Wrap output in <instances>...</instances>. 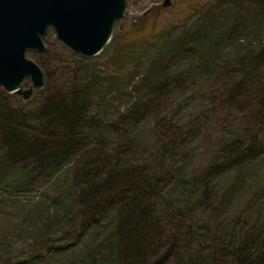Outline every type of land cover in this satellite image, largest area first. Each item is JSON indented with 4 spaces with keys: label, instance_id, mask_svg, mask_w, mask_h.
<instances>
[{
    "label": "trees",
    "instance_id": "trees-1",
    "mask_svg": "<svg viewBox=\"0 0 264 264\" xmlns=\"http://www.w3.org/2000/svg\"><path fill=\"white\" fill-rule=\"evenodd\" d=\"M254 3L264 9V0ZM257 20L264 22L262 12ZM211 29L216 30L214 25ZM259 29L255 28L258 36H264ZM217 37L223 44L224 35ZM245 37L248 35L238 37L237 44L245 43ZM200 39L194 38L196 45L193 41L177 42L165 61L158 60L145 77L136 72L137 67L122 66L126 57L114 69L84 70L81 74L78 69L64 71L73 77L67 76L62 86L53 87L41 106H32L30 111L0 107V164L4 171L22 169L26 188L65 168L77 173L76 184L69 189L73 198L62 201L64 207L59 203L51 209V220L58 221V215L63 214L66 231L77 240L98 241L97 249L87 253L81 264H264V218L257 217L251 224L249 211L226 217L230 201L218 200L214 192V183L224 173L260 159L264 149L261 134L253 135L249 145L238 140L228 143L194 181L189 180V144L198 135V124L181 131L170 123L171 139L166 146L158 139L142 156L131 152L135 138L130 137L128 127L140 125L159 106L150 97L136 99L135 95L141 97L143 90L154 93L155 86L169 77L175 80L172 84L183 88L189 74L172 71L196 59L192 56ZM261 42L256 58L263 62ZM115 43L113 36L104 51ZM245 50H238L241 64ZM211 62L210 57L206 65ZM191 63L195 65L193 60ZM246 64L240 69L245 70ZM246 81L233 93L230 100L234 103ZM161 91L157 88L155 93ZM179 188L184 190L182 195L177 194Z\"/></svg>",
    "mask_w": 264,
    "mask_h": 264
},
{
    "label": "rangeland",
    "instance_id": "rangeland-1",
    "mask_svg": "<svg viewBox=\"0 0 264 264\" xmlns=\"http://www.w3.org/2000/svg\"><path fill=\"white\" fill-rule=\"evenodd\" d=\"M164 2L127 0L125 16L115 26L114 47L96 57L72 51L50 29L44 38L46 49L28 52V57L45 73V87L34 89L29 99L10 94L0 87V107L30 111L32 106H41L53 87L62 86L67 76L73 77V73L64 75V71L78 69L81 74L84 70L114 69L120 65V59L126 57L129 58L122 66L133 70L137 67L136 72L145 77L158 60L165 61L169 49L177 42L191 43L195 37H201V45L192 56L196 59L183 62V66L179 65L181 68L172 71L189 74L183 88L172 84L175 80L169 77L155 86L154 93L143 90L141 97L135 95L136 99L150 97L159 106L153 108L140 125L128 127L132 131L130 137L135 138L132 154L142 156L158 139L166 146L171 139L168 134L170 123L181 131L198 124V135L189 144L192 155L188 161L189 180L194 181L198 172L217 159L228 143L238 140L249 145L252 136L258 134L264 142L261 113L264 102L262 106L258 105L264 99V61L256 58L264 36L259 37L255 30L260 28L264 32V22L257 20L261 12L264 17V9L254 3L255 0H172L168 8L164 7ZM211 11L212 17H209ZM213 25L217 31L211 29ZM218 35L226 38L223 44L217 39ZM241 35H248V38L239 45L236 39ZM192 45L189 46L193 49L195 46ZM243 49H247L244 51L247 54L241 64L242 57L237 54ZM210 57L212 65L207 66ZM244 63H247L246 69L241 70ZM229 67L233 69L229 71ZM244 79H247L246 87L234 103L230 99ZM166 84L169 86L165 89ZM31 87L32 82L27 79L24 88ZM157 88L163 92L156 94ZM109 141L115 142V139L109 138ZM112 146L115 145L112 143ZM76 174L65 168L54 177L44 176L26 188L28 186L22 184V169L4 171L0 164V264L9 259L11 264H81L87 253L97 249V240L80 242L75 234L66 231L63 214L58 215V221L51 220V209L55 210L56 205L62 206V201L73 198L69 189L76 184ZM214 184L217 199L230 201L224 213L226 217H237L249 211L251 224L257 217L264 218V149L259 160L224 173ZM183 191L179 188L177 194L182 195ZM211 225L214 229L213 222Z\"/></svg>",
    "mask_w": 264,
    "mask_h": 264
},
{
    "label": "water",
    "instance_id": "water-1",
    "mask_svg": "<svg viewBox=\"0 0 264 264\" xmlns=\"http://www.w3.org/2000/svg\"><path fill=\"white\" fill-rule=\"evenodd\" d=\"M171 5L165 0V8ZM126 7L127 0H0V87L25 99L45 87V73L28 52L46 49L50 29L72 51L99 56ZM27 79L30 89L24 88Z\"/></svg>",
    "mask_w": 264,
    "mask_h": 264
}]
</instances>
